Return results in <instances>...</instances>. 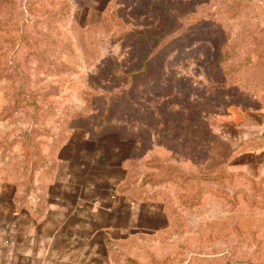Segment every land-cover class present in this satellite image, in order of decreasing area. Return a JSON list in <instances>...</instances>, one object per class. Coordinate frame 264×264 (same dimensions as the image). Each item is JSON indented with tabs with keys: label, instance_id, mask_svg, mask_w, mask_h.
<instances>
[{
	"label": "rangeland",
	"instance_id": "374dc122",
	"mask_svg": "<svg viewBox=\"0 0 264 264\" xmlns=\"http://www.w3.org/2000/svg\"><path fill=\"white\" fill-rule=\"evenodd\" d=\"M82 138L126 163L128 264H264V0H0V171Z\"/></svg>",
	"mask_w": 264,
	"mask_h": 264
},
{
	"label": "crops",
	"instance_id": "0c3cea01",
	"mask_svg": "<svg viewBox=\"0 0 264 264\" xmlns=\"http://www.w3.org/2000/svg\"><path fill=\"white\" fill-rule=\"evenodd\" d=\"M94 143L75 140L43 184L0 171V264H128L112 248L131 236L126 163Z\"/></svg>",
	"mask_w": 264,
	"mask_h": 264
},
{
	"label": "trees",
	"instance_id": "16d2710c",
	"mask_svg": "<svg viewBox=\"0 0 264 264\" xmlns=\"http://www.w3.org/2000/svg\"><path fill=\"white\" fill-rule=\"evenodd\" d=\"M146 61V60H145ZM143 62H141L140 64H139V66L137 67V69H135L134 71H132V74L133 75H135V74H143L145 71H146V69H147V66H148V62L146 61V62H144L143 64H142Z\"/></svg>",
	"mask_w": 264,
	"mask_h": 264
},
{
	"label": "water",
	"instance_id": "95a60500",
	"mask_svg": "<svg viewBox=\"0 0 264 264\" xmlns=\"http://www.w3.org/2000/svg\"><path fill=\"white\" fill-rule=\"evenodd\" d=\"M244 264H253V263H244Z\"/></svg>",
	"mask_w": 264,
	"mask_h": 264
}]
</instances>
